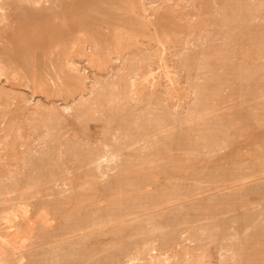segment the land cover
Returning a JSON list of instances; mask_svg holds the SVG:
<instances>
[{"label": "rangeland", "instance_id": "obj_1", "mask_svg": "<svg viewBox=\"0 0 264 264\" xmlns=\"http://www.w3.org/2000/svg\"><path fill=\"white\" fill-rule=\"evenodd\" d=\"M70 1L32 4L66 15L32 65L0 0V264H264V0H83L69 26Z\"/></svg>", "mask_w": 264, "mask_h": 264}, {"label": "bare ground", "instance_id": "obj_2", "mask_svg": "<svg viewBox=\"0 0 264 264\" xmlns=\"http://www.w3.org/2000/svg\"><path fill=\"white\" fill-rule=\"evenodd\" d=\"M24 1L27 2V3L29 4V5H25V6H28V7H23V5H22V7H21V6H20V4H21V3H20V0H13V3H11V5H12V7H13V8H12V9H13V12H14L15 10H18V11L21 10L22 12H20V14L18 13V15H15V14H14V13H16V12H18V11H15V12L13 13V15H15L14 17H16V18H13V19H15V20L18 21V24H17L18 27H17V29L14 31V33L12 32L11 34H9V36L5 35V37L7 36L6 39L8 40V44H11V45H10V46H11V49H12L13 46L15 45V46H16L15 48L18 47V48H21V50H23V51L25 50V51H24L25 54L28 52V53H29V57H28V56H27V57H28L29 60H27V61H29V64L32 63V65H34L33 62H35V61L37 60L36 58H37V53H38V52H36V51H37V50H36L37 47H36V48H35V47L33 48V46H35V43H33L34 45H32V42H33V41L35 42V39H37V35L40 34L41 32H43V31H44V28H46L47 30H51V31L54 30L55 27L59 25V24L57 23L58 20H55V19L60 18L61 13L58 12V10H55L54 8H53L54 10H53V9H49V11H45V10H43V9H40V10L37 9V10H36V8H33V7H34L33 5L37 3V0H23L22 3H24ZM82 1H83V0H81V1H80V0H71L70 3L68 2V3H69L68 5H66V4L63 5L64 7H65V5H66L67 9L69 10V11H67V10L65 9V10L69 13V14L67 13V14H68L67 16H70V17H69L70 24H68L69 26L72 24V23H71V20L75 22L74 19H75V18L77 19L76 16L73 17V16H71V14L73 15V13H74L73 11L76 10V9H77V10H76L75 13H77V11L79 10V9H78V5H79L80 3H82ZM86 1H87V0H86ZM86 1H85V2H86ZM88 1H89V0H88ZM110 1H111V0H110ZM113 1H114V0H113ZM11 2H12V0H11ZM79 2H80V3H79ZM96 2H98V1H96ZM116 2H117V1H115V3H116ZM198 2H201V1H198ZM19 3H20V4H19ZM78 3H79V4H78ZM88 3H89V2H88ZM90 3H92V2H90ZM104 3H105V2H104ZM109 3H112V2H109ZM122 3H123V4H121V5L123 6L122 9H124V5H128V4H124L125 2H122ZM230 3H231V2H229V4H230ZM260 3H262V1H261ZM8 4H9V2H8ZM8 4H7V6H8ZM32 4H33V5H32ZM83 4H84V2H83ZM100 4H101V3H100ZM100 4H99V5H100ZM205 4H206V3H205ZM205 4H204V5H205ZM221 4H222V3H221ZM241 4H242V3H241ZM246 4H247V3H246ZM5 5H6V3H5ZM9 5H10V4H9ZM97 5H98V4H97ZM105 5H106V4H105ZM105 5H104V6H105ZM121 5H119L118 7H120ZM199 5H200V4H199ZM31 6H33V7H31ZM81 6H83V5H81ZM89 6H91V8H90V7L86 8V6H84V7H85L86 10H88V11H89L90 9L96 10L97 13H99V14L96 13V14H97V18H98L99 16L101 17V15H103V17L105 18V16H104L105 14H102L104 11H103L102 13H100V11H101V7H100V6H102V5L98 6V7H100V11H99V8H98V9H95L96 6L94 7V4H93V6H92V5H89ZM122 6H121V7H122ZM223 6H224V5H223ZM233 6H234V5H233ZM3 7H4V6H3ZM8 7H9V6H8ZM59 7L61 8L62 6H59ZM66 7H65V8H66ZM79 7H80V6H79ZM84 7H83V9H80V10H81V11H82V10L84 11V10H85ZM93 7H94V8H93ZM106 7H107V6H106ZM111 7H112V6H111ZM111 7H110V8H111ZM121 7H120V8H121ZM225 7H226V6H225ZM4 8H5V7H4ZM80 8H81V7H80ZM89 8H90V9H89ZM96 8H97V7H96ZM107 8H108V7H107ZM125 8H129V9H130L129 6H126ZM232 8H233V7H232ZM234 8H236V7H234ZM248 8H249V6H248L247 8L245 7L246 10H247ZM7 9H8V8H7ZM12 9H11V10H12ZM58 9H59V8H58ZM61 9L64 10V8H61ZM61 9H59V10H61ZM111 9H112V8H111ZM113 9H114V8H113ZM129 9H128V10H129ZM236 9H237V8H236ZM86 10H85V12H86ZM109 10H110V9H109ZM109 10H108V11H109ZM114 10H115V9H114ZM124 10H125V9H124ZM225 10H226V9H225ZM227 10H228V9H227ZM227 10H226V12H227ZM233 10H234V9H233ZM238 10H241V9L238 8ZM246 10H243V11L245 12ZM252 10H253V9H252ZM88 11H87V13H89ZM90 12H91V10H90ZM93 12H95V11H93ZM110 12H112V11H110ZM114 12H115V11H113V13H114ZM233 12H234V11H233ZM241 12H242V10H241ZM247 12H249V10H248ZM75 13H74V14H75ZM83 13H84V12H83ZM113 13H112V14H113ZM122 13H123V12H122ZM130 13H131V12H129V13H128L129 15H128V14H127V10H126V12H124V14H125V15L127 14L128 16H130ZM222 13H223V11H222ZM258 13H259V12H258ZM8 14H9V11H8ZM11 14H12V13H11ZM81 14H82V12H81ZM90 14L96 16L95 13H90ZM223 14H224V13H223ZM227 14H228V12H227ZM237 14H238V16L240 15L239 13H235V16H236ZM9 15H10V14H9ZM13 15H12V16H13ZM63 15L66 16L64 13H63ZM91 15H90V16H91ZM122 15H123V14H122ZM241 15L244 16V14H241ZM246 15H247V17L249 16L248 14H246ZM61 16H62V15H61ZM64 16H62V17H64ZM81 16H83V15H81ZM81 16H80V17L78 18V20H77V22H78V21H79V22L76 23V26H73V27H78V26L81 27L80 25H83V24H84L83 21H84L85 19L83 20V18H82ZM90 16H88V18H87V16H86L85 18L89 20V17H90ZM94 16H93V17H94ZM106 16H107V15H106ZM222 16L224 17V15H222ZM228 16H229V15H228ZM232 16H233V15H232ZM238 16H237V17H238ZM243 16H242V17H243ZM103 17H102V18H103ZM165 17H166V16H164V18H165ZM237 17H236V19H237ZM8 18H9V17H8ZM11 18H12V17H11ZM11 18H10V19H11ZM81 18H82V21H81ZM90 18H91V17H90ZM95 18H96V17H95ZM104 18H103V19H104ZM108 18H110V17H108ZM125 18H126V20H127L129 17L127 18V16H126ZM125 18L123 17V20H124V21H126ZM226 18H227V17H225V19H226ZM230 18H231V16H230ZM232 18H233V17H232ZM232 18H231V19H232ZM67 19H68V18H67ZM79 19H80V20H79ZM120 19H121V18H120ZM165 19H166V18H165ZM244 19H245V18H244ZM244 19H243V20H244ZM251 19H252V17H251V18L249 17V20H251ZM53 20H54V21H53ZM92 20H93V19H92ZM95 20L98 21L97 19H95ZM95 20H94V21H95ZM114 20H115V19H114ZM123 20H121V21H123ZM129 20H130V19H129ZM161 20H162V19H161ZM12 21H14V20H12ZM55 21H57V22H56L57 25H55ZM61 21H62V20H61ZM64 21H65V20H64ZM94 21H92V22H94ZM99 21H100V20H99ZM109 21H112V20H109ZM227 21H228V20H227ZM227 21H226V22H227ZM229 21H230V19H229ZM244 21H245V20H244ZM9 22H11V21H9ZM53 22H54V24H53ZM65 22H66V21H65ZM74 22H73V23H74ZM86 22H87V20H86ZM86 22H85V24H86ZM105 22H106V21H105ZM119 22H120V20H119ZM131 22H132V21H131ZM168 22H169V21H167L166 23L168 24ZM170 22H171V21H170ZM236 22H237V21H236ZM236 22H235V23H236ZM250 22H251V21H250ZM61 23H62V22H61ZM95 23H96V22H95ZM114 23H115V22H114ZM129 23H130V22H128L127 24H129ZM166 23H165V25H166ZM230 23H231V22H230ZM15 24H16V23H15ZM77 24H78V25H77ZM99 24H100V23H99ZM108 24H109V23H108ZM112 24H113V23H112ZM120 24H121V22H120ZM124 24H126V23L124 22ZM127 24H126V25H127ZM236 24H237V23H236ZM12 25H13V22H12ZM53 25H55V26H53ZM64 25H66V24L64 23ZM91 25H92V24H91ZM93 25H94V23H93ZM97 25H98V24H97ZM116 25H117V24H116ZM126 25L124 26V25L121 24L122 27H123V26L126 27ZM130 25H131V24H130ZM228 25H229V24H228ZM234 25H235V24H234ZM234 25H233V26H234ZM245 25H246V24H245ZM7 26H8V25H7ZM7 26H6V27H7ZM83 26H84V25H83ZM86 26H87V25H86ZM89 26H90V25H89ZM127 26H128V25H127ZM162 26H163V28H167V27H168V25H166V26L161 25V27H162ZM169 26H170V25H169ZM32 27H33L34 29H33ZM67 27H68V26H67ZM79 27H78V29H79ZM87 27H88V26H87ZM90 27H91V26H90ZM95 27H96V26H95ZM124 27H123V31H124ZM171 27H172V26H171ZM261 27H262V26H261ZM9 28H11V26H10ZM31 28H32L33 30H32ZM81 28H84V27H81ZM114 28H116V27H114ZM117 28H118V27H117ZM129 28H130V27H129ZM41 29H43V31H41ZM84 29H85V28H84ZM112 29H113V28H112ZM118 29H119V28H118ZM127 29H128V27H127ZM160 29H162V28H160ZM167 29H168V28H167ZM169 29H170V28H169ZM169 29H168V30H169ZM226 29H227V28H226ZM3 30H4V29H3ZM39 30H40L41 32H39ZM82 30H83V29H82ZM89 30L91 31V29H89ZM93 30H94V29H93ZM120 30H121V29H120ZM125 30H126V28H125ZM162 30L164 31V29H162ZM162 30H161V31H162ZM259 30H260V29H259ZM259 30H258V29H253V30H252V29H249V28H246V29L244 28V29L241 31V34H242L241 36L244 37V40L246 39L249 43L251 42V43L254 44L255 47L258 46V48H259L260 46H259L258 44L261 43V39H262L261 36L256 35V33L258 34V32L260 33V32L262 31V30H261V31H259ZM263 30H264V29H263ZM8 31H9V30H8ZM95 31H96V29H95ZM116 31H117V30H116ZM161 31H160V32H161ZM165 31H166V30H165ZM169 31L171 32V29H170ZM225 31H226V30H225ZM46 32H47V31H46ZM117 32H118V31H117ZM167 32H168V31H167ZM170 32H169V33H170ZM173 32H174V31H173ZM3 33H4V32H3ZM52 33L55 34L54 31H53ZM226 33H228V32H225V34H226ZM5 34H7V32H5ZM48 34H49V32H48ZM95 34H96V33H95ZM110 34H111V32H110ZM161 34H162V32H161ZM166 34L168 35V33H166ZM166 34H165V35H166ZM171 34H172V33H170L169 35H171ZM230 34H231V32H230ZM97 35H98V34H97ZM97 35H96V37H97ZM121 35H122V34H121ZM123 35H124V34H123ZM236 35H237V34H236ZM0 36H1V35H0ZM54 36H55V35H54ZM94 36H95V35H94ZM99 36H100V35H99ZM232 36H233V35H230V36L227 35L228 38H231ZM241 36H240V37H241ZM38 37H40V36L38 35ZM49 37H50V36H49ZM49 37H47V38H49ZM128 37H129V36H128ZM165 37H166V36H165ZM167 37H168V36H167ZM243 37H241V38H243ZM263 37H264V36H263ZM111 38H112V37H111ZM117 38H118V37H117ZM121 38H123V37L121 36ZM129 38H130V37H129ZM260 38H261V39H260ZM50 39H51V37H50ZM52 39H53V38H52ZM125 39H126V37H125ZM130 39H131V38H130ZM166 39H167V38H166ZM38 40H39V39H38ZM110 40H111V39H110ZM114 40H115V39H114ZM122 40H123V39H122ZM168 40H170V39H168ZM240 40H241V39H240ZM242 40H243V39H242ZM246 40H245V41H246ZM50 41H51V40H50ZM117 41H118V40H117ZM234 41H235V40H234ZM238 41H239V40H238ZM114 42H115V41H114ZM240 42H241V41H240ZM36 43H37V42H36ZM42 43H43V42H42ZM44 43H45V42H44ZM49 43H50V42H49ZM60 43H61V42H60ZM104 43H105V42H104ZM104 43H103V44H104ZM118 43L120 44L119 41H118ZM242 43H243V42H242ZM251 43H250V44H251ZM263 43H264V42H263ZM6 44H7V42H6L4 45H2L4 49L2 48V46H1V48H0V49H2L1 51H2L3 54H2V53H0V54H2L1 56H3V59L6 58V55H7V53H8L7 50H10V48L8 47V46H9L8 44H7L8 46L5 47ZM12 44H14V45L12 46ZM61 44H62V43H61ZM96 44H100V42H98V43H96ZM107 44H108V43H107ZM107 44H104V45L107 46ZM48 45H49V44H48ZM54 45H56V43H55ZM100 45H102V44H100ZM122 45H124V44L122 43ZM122 45H121V47H122ZM261 45H262V44H261ZM42 46H43V45H42ZM44 46H45V49H44V50H47V49H46V44H45ZM57 46H58V45H57ZM98 46H99V45H98ZM108 46H109V45H108ZM111 46H112V45H111ZM119 46H120V45H119ZM119 46H118V47H119ZM242 46H243V45H242ZM244 46H245V45H244ZM244 46H243V47H244ZM7 47H8V48H7ZM48 47L51 48V45L48 46ZM53 47H54V46H52V48H53ZM99 47H100V46H99ZM109 47H110V46H109ZM113 47H114V46H113ZM50 48H48L49 51H50V50H51V51H54V50H52V49H50ZM101 48H105V47L102 46ZM110 48H111V47H110ZM13 49H14V48H13ZM41 49H42V48H41ZM41 49H40V50H41ZM58 49H60V48H58ZM210 49H211V48H210ZM210 49H209V50H210ZM228 49H229V46H228ZM228 49H227V50H228ZM260 49H261V48H260ZM40 50H39V52H40ZM216 50H217V48H216ZM218 50H219V49H218ZM218 50H217V52H218ZM231 50H233V48H232ZM243 50H244V49H243ZM248 50H249V48H248ZM262 50H263V49H262ZM219 51H220V50H219ZM222 51H223V50H222ZM234 51H235V50H234ZM244 51H245V50H244ZM257 51L259 52V49H258ZM257 51H255V53H257ZM12 52H13V51H12ZM42 52H44V51L42 50ZM47 52H48V51H47ZM57 52H58V51H57ZM61 52H62V51H61ZM213 52H214V51H213ZM230 52H231V51H230ZM28 53H27V54H28ZM59 53H60V52H59ZM220 53H223V52H220ZM245 53H247V52H245ZM251 53H252V52H251ZM253 53H254V52H253ZM255 53H254V54H255ZM11 54H12V53H11ZM45 54H46V52H45ZM225 54H226V51H224V56H225ZM241 54H242V53H241ZM247 54H248V53H247ZM254 54H253V55H254ZM226 55H228V54H226ZM245 55H246V54H245ZM253 55H252V56H253ZM255 55H256V54H255ZM255 55H254V56H255ZM1 56H0V57H1ZM9 56H10V55H8V57H9ZM190 56H191V55H190ZM197 56H198V55H197ZM201 56H202V55H201ZM203 56H204V54H203ZM249 56H250V55H249ZM252 56H251V57H252ZM60 57H61V56H60ZM208 57H209V56H207V58H208ZM229 57H230V56H229ZM244 57H245V56H244ZM246 57L248 58V56H246ZM1 58H2V57H1ZM1 58H0V60H1ZM39 58H40V57H39ZM43 58H45V57H43ZM192 58H193V57H192ZM3 59H2V60H3ZM12 59H13V58H12ZM199 59L201 60V58H199ZM208 59H209V58H208ZM249 59H250V57H249ZM249 59H247V60L249 61ZM43 60H44V59H43ZM58 60H59V58H58ZM184 60H185V59H184ZM197 60H198V59H197ZM200 60H199V61H200ZM204 60H205V59H204ZM204 60H202V61H204ZM218 60H219V59H218ZM222 60L224 61V59H222ZM222 60H221V61H222ZM228 60H230V59L228 58ZM244 60H245V59H244ZM247 60H246V61H247ZM8 61H9V59H8ZM12 61H13V60H12ZM59 61H60V60H59ZM182 61H183V60H182ZM187 61H192V60H187ZM241 61H242V64H246V63L243 62V60H241ZM241 61H240V62H241ZM2 62L4 63V60H3V61H0V64H3ZM42 62H43V61H42ZM44 62H45V61H44ZM197 62H198V61H197ZM229 62H230V61H229ZM240 62H239V63H240ZM186 63H188V62H186ZM203 63H204V62H203ZM206 63H207V62H206ZM227 63H228V62H227ZM239 63H237V64H239ZM7 64H8V63H7ZM204 64H205V63H204ZM223 64H224V63H223ZM223 64H222V65H223ZM225 64H226V62H225ZM26 65L28 66L27 63H26ZM35 65H36V64H35ZM188 65H189V64H188ZM201 65H202V64H201ZM226 65H230V64H226ZM185 66H186V64H185ZM185 66H183V67H185ZM204 66H205V65H204ZM220 66H221V65H220ZM238 66H239V65H238ZM25 67H26V66H25ZM32 67H33V66H32ZM199 67H200V66H198V68H199ZM217 67H218V66H217ZM226 67H227V66H226ZM208 68H209V67H208ZM215 68H216V67H215ZM215 68H214V69H215ZM220 68H222V66H221ZM38 69H39V67H38ZM187 69H188V67H187ZM199 69H200V68H199ZM201 69H202V68H201ZM237 69L239 70V67H238ZM237 69H236V70H237ZM242 69H243V68H242ZM245 69H246V68H245ZM219 70H220V69H219ZM246 70H247V69H246ZM39 71H41V70H39ZM212 71H213V70H212ZM1 72H2V69H1ZM210 72H211V71H210ZM254 72H255V71H254ZM213 73H214V72H213ZM222 73H223V71H222ZM218 74H219V73H218ZM256 74H258V73L256 72ZM225 75H226V74H225ZM229 75H230V74H229ZM229 75H228V76H229ZM259 75H260V74H259ZM259 75H258V76H259ZM216 76H217V75H216ZM230 76H231V75H230ZM230 76H229V77H230ZM211 77H212V76H211ZM240 77H241V76H240ZM254 77H255V76H254ZM208 78H209V77H208ZM249 78H250V77H248V79H249ZM252 78H253V77H252ZM263 78H264V77H263ZM248 79H247V80H248ZM212 80H213V79H212ZM216 81H217V80H216ZM224 81H225V80H224ZM245 81H246V80H245ZM205 82L207 83L206 80H205ZM218 82H220V81H218ZM224 83H225V82H224ZM224 83H223V84H224ZM226 83H227V82H226ZM242 84H243V83H242ZM192 86H193V84H192ZM194 86H195V84H194ZM199 86H200V85H198V87H199ZM233 86H234V85H233ZM206 87H207V86H206ZM211 87H212V86H211ZM254 87H256V86H254ZM193 88H194V87H193ZM195 88H196V87H195ZM200 88H201V87H200ZM233 88H234V87H233ZM197 89H198V88H197ZM205 89H206V88H205ZM205 89H204L203 91H201L202 94H203V92L206 91ZM211 89H212V88H211ZM255 89H256V88H255ZM258 90H259V89H258ZM194 91H195V90H194ZM212 91H213V90H212ZM212 91H210V92H212ZM218 91H219V90H218ZM256 91H257V90H256ZM195 92H197V91H195ZM201 92H200V93H201ZM216 92H217V91H216ZM254 92H255V91H254ZM200 93H198V94H200ZM214 93H215V92H214ZM214 93H213V94H214ZM202 94H201L200 96H202ZM208 94H209V93H208ZM210 94H211V93H210ZM105 95H106V94H105ZM195 95H196V94H195ZM203 96H204V95H203ZM203 96H202V97H203ZM202 97H201V98H202ZM199 98H200V97H199ZM201 98H200V99H201ZM207 98H208V97H207ZM205 99H206V98H205ZM242 99H243V98H242ZM201 100H202V99H201ZM246 106L248 107V105H246ZM252 106H253V105H252ZM194 107H196V106H194ZM198 107H199V106H198ZM198 107H197V108H198ZM244 108H245V107H244ZM244 108H243V109H244ZM251 108H252V107H251ZM149 111H150V110H149ZM116 113H117V112H116ZM157 113H158V112H157ZM256 113H257V112H256ZM194 114H195V113H194ZM247 114H248V113H247ZM233 115H234V114H233ZM243 115H244V114H243ZM255 115H256V114H255ZM151 116H152V115H151ZM159 116H160V115H159ZM248 116H249V115H248ZM250 116H251V114H250ZM252 116H253V115H252ZM121 117H122V116H121ZM160 117H161V116H160ZM230 117H231V116H230ZM244 117H245V116H244ZM122 118H123V117H122ZM144 118L147 119L148 117H147V118L144 117ZM152 118H153V117H152ZM155 118H156V117H155ZM161 118H162V117H161ZM228 118H229V117H228ZM256 118H257V117H256ZM120 120L122 121V119L119 118V121H120ZM229 120H230V118H229ZM245 120H246V119H245ZM250 120H251V119H250ZM250 120H248V121H250ZM254 120H256V119H254ZM80 121H81V120H80ZM121 121H120V123H121ZM157 121H158V120H157ZM236 121H237V119H236ZM81 122H82V121H81ZM148 122H149V121H148ZM228 122H229V121H228ZM234 122H235V121H234ZM96 123H97V122H96ZM127 123H129V122H127ZM231 123H232V122H231ZM242 123H243V122H242ZM106 124H107V123H106ZM215 124H216V123H215ZM232 124H233V123H232ZM236 124H237V123H236ZM251 124H253V123H251ZM203 125H204V124H203ZM207 125H208V128H210L209 126H212V125L206 124V126H207ZM225 125H227V127H229L228 124H225ZM233 125H234V124H233ZM128 126H131V125H128ZM218 126H219V124H218ZM218 126H217V127H218ZM230 126H231V125H230ZM238 126H239V125H238ZM249 126H250V125H249ZM249 126H248V127H249ZM152 127H154V125H153ZM157 127H158V126H157ZM212 127H213V126H212ZM120 128H121V127H120ZM206 128H207V127H206ZM224 128H226V127H224ZM240 128H241V127H240ZM37 129H38V128H37ZM121 129H122V128H121ZM125 129H126V128H125ZM128 129H129V128H128ZM128 129H127V130H128ZM193 129H194V128H193ZM200 129H201V128H200ZM200 129H199V130H200ZM210 129H211V128H210ZM213 129H214V128H212V130H213ZM217 129H218V128H216V131H217ZM219 129H220V128H219ZM219 129H218V131L220 132ZM222 129H223V126H222ZM222 129H221V130H222ZM212 130H211V131H212ZM214 130H215V129H214ZM214 130H213V131H214ZM180 131H183V130H180ZM186 132H187V131H186ZM191 132H192V131H191ZM197 132H198V131H197ZM225 132H226V131H225ZM171 133H172V132H171ZM178 133H179V132H178ZM189 133H190V132H189ZM199 133H200V132H199ZM213 133H214V132H213ZM217 133H218V132H217ZM220 133H221V132H220ZM234 133H235V132H234ZM181 134H182V132H181ZM194 134H195V132H194ZM203 134H204V133H203ZM203 134H202V135H203ZM211 134H212V133H211ZM237 134H238V132H237ZM182 135H183V134H182ZM188 135H189V134H188ZM191 135H193V134H191ZM195 135H196V134H195ZM204 135H205V134H204ZM219 135H220V134H219ZM166 136H167V135H166ZM169 136H170V134H169ZM207 136H208V135H207ZM214 136H216V135H214ZM214 136L212 137V135H211L212 138H216V137H214ZM230 136H231V135H230ZM177 137H179V136H177ZM177 137H176V138H177ZM190 137H191V136H190ZM199 137H200V135H199ZM199 137H198V138L196 137V139L199 140ZM201 138H202V136H201ZM13 139H14V141H15V138H13ZM161 139H162V138H161ZM166 139H167V138H166ZM188 139H189V138H188ZM228 139H229V136H228ZM189 140H190V139H189ZM16 141H18V139H17ZM187 141H188V140H187ZM190 141H191V140H190ZM190 141H189V142H190ZM205 141H206V140H205ZM208 141H209V140H208ZM215 141H216V140H215ZM76 143H77V142H76ZM183 143H184V142H183ZM190 143H191V142H190ZM209 143H210V141H209ZM216 143H217V142H216ZM70 144H71V143H70ZM79 144H80V143H79ZM179 144H180V143H179ZM184 144H185V143H184ZM199 144H201V141L199 142ZM213 144H214V143H213ZM177 145H178V144H176V146H177ZM189 145L191 146V148L195 147V146H192V145H194V143H193L192 145H191V144H189ZM197 145H198V144H197ZM203 145H204V144H203ZM210 145H212V144H210ZM116 146H117V145H116ZM116 146H115V147H116ZM200 146H201V145H200ZM118 147H119V146H118ZM118 147H116V148H118ZM174 147H175V146H174ZM203 147H204V146H203ZM208 147H209V146H208ZM208 147H207V148H208ZM71 148H72V147H71ZM158 148H159V145H158ZM198 148H199V147H198ZM184 149H185V148H184ZM68 150H69V149H68ZM157 150H158V149H157ZM192 150L195 151V148L192 149ZM192 150H190V151H192ZM69 151H70V150H69ZM69 151H68V152H69ZM188 151H189V149H188ZM190 151H189V152H190ZM75 152H76V151H75ZM196 152H198V151H196ZM139 153L141 154V152H139ZM139 153H138V155H139ZM155 153H156V152H155ZM190 153H193V152H190ZM194 153H195V152H194ZM50 154H51V153H50ZM136 155H137V154H136ZM91 156H92V155H91ZM139 157H140V156H139ZM137 158H138V157H137ZM31 159H32V158H31ZM36 159H37V158H36ZM51 159H52V158H51ZM54 160H55V159H54ZM89 160H90V159H89ZM131 160H132V159H131ZM82 161H83V160H82ZM80 162H81V161H80ZM125 162H126V164H127V161H125ZM34 163H35V162H34ZM51 163H52V161H51ZM77 163H78V161H77ZM123 163H124V162H123ZM49 164H50V163H49ZM49 164H48V166H50ZM52 164H53V163H52ZM228 164H229V163H228ZM45 165H46V164H45ZM45 165H44L43 167H46ZM123 165H124V164H123ZM160 165H161V164H160ZM28 166H29V165H28ZM28 166H27V167H28ZM35 166H36V165H35ZM48 166H47V169H46V168H44V169L49 170L48 168H50V167H48ZM52 166H53V165H52ZM54 166H55V165H54ZM173 166H174V165H173ZM43 167H39V166H38V168H41V169H38V168L36 167V169H37L36 171H40V173H41V172L44 173V172H43L44 169L42 170ZM156 167H157V166H156ZM53 168H54V167H53ZM120 168H121V167H120ZM127 168H128V167H127ZM30 169H31V168H30ZM163 169H164V168H163ZM169 169H170V168H169ZM28 170H29V168H28ZM41 170H42V171H41ZM50 170H51V169H50ZM52 170H53V169H52ZM52 170H51V171H52ZM165 170H166V169H165ZM176 170H177V168H176ZM31 171H32V169H31ZM121 171H122V170H121ZM129 171H130V170H129ZM175 172H176V171H175ZM34 173H35V172H34ZM37 173H38V172H37ZM37 173H35V174H37ZM51 173H52V172H51ZM123 173H124V172H123ZM38 174H39V173H38ZM147 174H148V173H147ZM40 175H41V174H40ZM40 175H39V176H40ZM43 175H44V174H43ZM46 175H47V173H46ZM28 176H29V174H28ZM39 176H38V177H39ZM44 176H45V175H44ZM122 177H123V176H121V178H122ZM138 177H139V176H138ZM150 177H152V175H150ZM40 178H41V177H40ZM43 178H44V177H43ZM121 178H119V180L116 181V183L119 184V185L122 184V179H121ZM123 178H124V177H123ZM16 179L18 180L19 178H16ZM24 179H25V178H24ZM17 180H16V181H17ZM43 180H44V179H43ZM43 180H42V181H43ZM24 181H25V180H24ZM40 181H41V180H40ZM126 181H127L128 183H127V184H123V185L128 186L131 182L129 183V181H128L127 179H126ZM34 182L37 183V181H34ZM41 183H42V182H41ZM31 184H32V182H31ZM38 184H39V183H38ZM14 185H15V184H14ZM131 185H132V184H131ZM138 185H139V184H138ZM3 186H4V185H3ZM117 186H118V185H117ZM129 186H130V185H129ZM124 187H125V186H124ZM136 187H137V186H136ZM119 188H120V187H119ZM1 189L3 190V188H1ZM136 189H137V188H136ZM76 192H77V190H76ZM142 192H143V191H142ZM87 193H88V192H86V194H87ZM116 193H117V192H116ZM133 193H134V192H133ZM125 194H126V193H125ZM72 195H73V194H72ZM89 195H90V194H89ZM137 195H138V194H137ZM142 195H143V194H142ZM78 196H79V195H78ZM110 196H111V195H109V197H110ZM124 196H125V195H124ZM138 196H139V195H138ZM147 196H148V195H147ZM142 197H143V196H142ZM72 198H73V197H72ZM72 198H71V199H72ZM83 198H84V197H83ZM85 198H86V197H85ZM110 198H111V197H110ZM144 198H145V197H144ZM74 199H75V198H74ZM79 199H80V198H79ZM133 199H134V198H133ZM91 200H92V199H91ZM112 200H113V199H112ZM118 200H119V199H118ZM89 201H90V200H89ZM92 201H93V200H92ZM149 201H150V200H149ZM85 202H86V201H85ZM87 203H88V202H87ZM87 203H86V204H87ZM122 203H123V202H122ZM122 203H121V204H122ZM78 204H79V203H78ZM81 204H82V203H81ZM83 204H85V203L83 202ZM83 204H82V206H83ZM145 204H146V203H145ZM117 205H118V204H117ZM77 206H78V205H77ZM85 206H86V205H85ZM137 206H138V205H137ZM110 207H111V206H110ZM138 207H139V206H138ZM120 208H122V207H120ZM211 208H212V207H211ZM133 209H134V208H133ZM142 209H143V208H142ZM207 209H208V208H207ZM84 210H85V209H84ZM114 210H115V209H114ZM122 210H124V209H122ZM200 210H201V209H200ZM205 210H206V209H205ZM82 211H83V210H82ZM206 211H207V210H206ZM77 212H78V211H77ZM212 213H213V211H212ZM209 214L211 215V212H210ZM70 215H71V214H70ZM77 215H78V214H77ZM103 215H104V214H103ZM111 216H112V215H111ZM113 216H114V215H113ZM212 216H213V214H212ZM75 217H77V216H75ZM118 217H119V216H117L116 218H118ZM183 217H184V216H183ZM92 218H93V216H92ZM161 218H162V217H161ZM68 219H69V218H68ZM68 219H67V221H68ZM149 219H150V218H149ZM69 220H70V219H69ZM85 220H86V219H85ZM85 220H84V221H85ZM90 220L92 221V219H90ZM104 220H106V219H104ZM65 221H66V220H65ZM87 221H88V220H87ZM97 221H98V220H97ZM60 222H62V221H60ZM73 222H75V221H73ZM152 222H153V221H152ZM63 223H64V221H63ZM79 223H80V222H79ZM86 223H87V222H86ZM94 223H95V222H94ZM106 223H109V222H106ZM138 223H139V222H138ZM149 223H150V222H149ZM149 223H148V224H149ZM172 223H173V222H172ZM178 223H179V222H178ZM82 224H83V223H82ZM95 224H96V223H95ZM151 224H152V223H150V225H151ZM162 224H163V223H162ZM165 224H166V223H165ZM168 224H169V223H168ZM170 224H171V223H170ZM88 225H90V224H88ZM72 226H73V225H72ZM139 226H140V225H139ZM76 227H77V226H76ZM123 227H124V226H123ZM117 228H118V227H117ZM137 228H138V227H137ZM137 228H136V231H140V232H141L142 229L139 228V230H138ZM154 228H155V226H154ZM154 228H153V229H154ZM157 228H158V227H157ZM163 228H164V227H163ZM172 229H173V228H172ZM86 230H87V229H86ZM147 230H148V229H147ZM175 230H176V229H175ZM131 231H132V230H131ZM136 231H132V232H136ZM104 232H105V231H104ZM101 233H102V232H101ZM150 233H151V232H150ZM150 233H149V234H150ZM157 234H158V233H157ZM87 235H89V234H87ZM87 235H86V237H87ZM144 235H145V234H144ZM158 235H159V234H158ZM113 236L115 237V235H113ZM169 236H170V235H169ZM132 237H133V236H132ZM132 237H131V238H132ZM137 237H138V236H137ZM150 238H151V237H150ZM89 239H90V238H89ZM93 239H95V238H93ZM146 239H147V238H146ZM147 240H148V239H147ZM160 240H161V239H160ZM67 245H68V244H67ZM67 245H66V246H67ZM66 246H65V247H66ZM70 246H71V245H70ZM82 246H83V245H82ZM59 248H60V247H59ZM116 248H117V247H116ZM54 249H55V248H54ZM57 249H58V248H57ZM60 249H61V248H60ZM76 249H77V248H76ZM114 249H115V248H114ZM41 250H42V249H41ZM80 250H81V249H80ZM112 250H113V249H112ZM49 251H50V250H49ZM85 252H86V251H85ZM114 252H115V251H114ZM117 252H118V251H117ZM121 252H122V251H121ZM52 253H53V252H52ZM110 253H111V252H110ZM80 254H81V253H80ZM99 254H100V253H99ZM43 255H45V254H43ZM72 255H73V254H72ZM107 255H108V254H107ZM101 256H102V255H101ZM104 256H105V255H104ZM38 257H42V256L39 255ZM38 257L33 258V259H35V260H33V261L29 262V263H30V264H40V263H41L40 260H39V261L36 260ZM46 257H47V255H46ZM46 257L44 256V258H45L44 260H45V261H46V259H47ZM73 257H74V256H73ZM92 257H94V256H92ZM68 258H69V257H68ZM111 258H112V257H111ZM41 259L43 260V258H41ZM65 259H66V258H65ZM44 260H43L42 262H45ZM51 260H52V259H51ZM104 260H106V259H104ZM110 260H111V259H110ZM250 260H251V258H250ZM69 261H70V260H69ZM71 261H72V259H71ZM101 261H103V259H102ZM67 262H68V259L66 260L65 263H67ZM72 262L74 263V260H73ZM80 262H81V261H80ZM107 262H108V260L106 261V263H107ZM26 263H27V262H26ZM104 263H105V262H104ZM41 264H43V263H41ZM100 264H101V263H100Z\"/></svg>", "mask_w": 264, "mask_h": 264}]
</instances>
